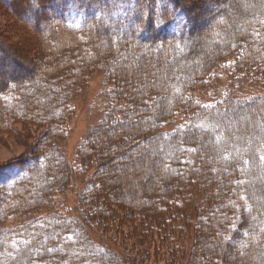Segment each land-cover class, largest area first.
I'll list each match as a JSON object with an SVG mask.
<instances>
[{"label":"trees","instance_id":"1","mask_svg":"<svg viewBox=\"0 0 264 264\" xmlns=\"http://www.w3.org/2000/svg\"><path fill=\"white\" fill-rule=\"evenodd\" d=\"M0 1L12 8L15 16L24 21L27 18L29 26L34 18L33 9L37 10V6L42 5V10L47 13H44L42 20L49 23L51 18L54 26L49 34H44L46 38L55 36L56 29L76 35V42L70 40L71 50L62 53L64 58H60L61 65L74 74L71 88L80 91L90 81L92 74L96 71L103 72L106 76L100 94L105 96L104 103L107 105L106 118L100 121L93 135L87 137L79 147L78 158L82 165L77 172L68 165V159L58 148L59 140L66 136L65 122L68 120L71 104L68 97L71 96L72 89L70 88L64 98L62 86H57V96L52 99L54 105L47 99L44 101L45 105L39 107V101L34 106V101L30 99V102L27 100L28 105L22 107L16 100L23 110L20 117L17 112L12 113L4 96L11 89H18L26 77L13 75L8 78V83L0 87V105L11 112H4L5 118L26 119L30 116L32 121H38L41 126L47 124L50 128L42 132L40 143L35 145V154H27L7 165V168H11V171L8 170L9 177L15 181L10 191L0 196V225L16 214H32L47 195L51 199L52 195L64 192L67 182L78 174L84 181L87 178L83 188L82 200L86 201L84 205L95 206V214L90 212L94 217L90 216L91 220L87 216V220L103 228L122 226L128 221L131 228H134L133 234L137 230L133 225L137 223L142 230L138 234L145 240L141 244L143 253H137L133 257L130 255L128 243L122 241L116 247L99 243L88 236L81 222L70 219L69 226L63 228L61 233H66L77 247L83 246L89 257L99 261L96 264H234L217 256L216 248L219 246L214 245V242L218 238L221 240L220 252L226 249L231 253V248L237 245L242 254L248 257L244 263L264 264V203L259 202V199L264 202V181L257 183L255 180L260 176L264 179V118L259 114V121H253L256 110L264 111V92L245 98H235L233 95L234 85L241 89L248 81L247 83H255L261 87L260 80H264V69H261L264 67V0H253L252 3L249 0L234 2L233 11L242 15L237 27H247L248 31L240 33L233 30L232 35H228L229 38L225 31H220L223 38L218 44L222 50L216 52L215 61L217 63L224 60L225 56H232L234 77L229 83L231 88L229 87L228 94L213 105L195 103L192 94L198 86L204 84L215 61H204L198 70L187 69L184 66L186 62L181 61L190 53L191 57L197 53L194 47L199 42L198 35L206 28L217 27L218 21H215V16H211L204 22L205 29L202 27L198 30L200 15L190 7L187 0H163L166 6H161L158 17L151 15L152 12L145 8L148 0H29L30 2L20 3L19 8L15 4L16 0ZM207 6L214 12L220 8L218 0L216 3H208ZM23 8L26 9L21 11ZM105 12H110L112 19L105 17ZM218 19L226 21L227 17L224 13L218 14L216 20ZM31 27L38 31L40 24L35 22ZM154 30L159 32L160 38L154 36ZM101 39L105 40L103 47ZM141 46L153 47L156 52L149 55L148 65H152L156 59L170 55L171 65L175 66L173 74L176 78L170 80L174 98L161 106L154 105L155 100L159 103L161 101L156 95L158 91H150V96L144 99L142 94L129 86L126 73L137 69L127 61L129 58H142ZM76 53H81V58L87 59L85 69L77 68ZM118 60L123 61L119 67L115 65ZM57 66L55 64L50 68L52 71L56 69V75H59L63 70L60 71ZM69 66L72 68L68 69ZM70 76L72 77L71 74ZM23 95L24 99H28L26 92ZM143 101L148 106L157 108L152 123L144 126L147 130L152 128L147 135L138 134L135 128L137 126L134 127L140 121H134L133 116L138 111H143ZM245 112L254 125L252 123V127H249L243 123V130L239 132V122L235 121ZM179 114H183L180 117L182 120L177 122L175 118ZM119 125H125L126 131L123 132L124 135L128 132L129 137H123V133L119 132L116 134L118 144L104 142L103 134L114 131L112 128ZM98 132L100 137L96 135ZM153 132L156 134L153 135ZM164 140L167 141V146L162 149L165 154L160 153L164 154L160 159L166 176L164 183L160 185L158 182L156 194L152 193L147 200L140 201V204L145 205L140 212L134 213L130 209L120 208L123 201L116 196V190L113 191L110 187L113 178L110 176L108 164L120 162L123 151L119 147L125 142L140 143L143 146L150 141L156 142V145ZM109 148L118 149L115 154L120 157L114 162L110 161L111 156L109 158L105 152ZM202 168H205L203 172ZM91 169L94 171L90 172ZM196 170L202 175L199 180L192 181L191 174ZM186 172L188 177L181 178L182 189H174L178 183L173 185V179L185 176ZM208 175L220 177L217 180L223 185L222 190L214 183L207 182V178H210ZM50 176V182L44 181L40 184L41 180H48L45 178ZM50 183L56 189L50 190ZM38 187L44 193L38 191L33 192L32 196L26 195L30 188ZM18 189L24 194L20 195ZM183 191L184 197L181 198L177 192ZM215 211L219 215H215ZM211 212L214 213L212 220L203 228L202 221L211 218ZM30 227L0 230V264H24L22 261L27 264H53L52 256L57 255L58 251L51 250L50 244L43 246L47 248L46 252L43 249L37 251L33 246L17 244V241L11 244L10 237L20 236V233ZM60 227L53 225L51 235H55ZM38 239L40 237L35 236L34 243L37 244ZM150 250L153 254L148 262L145 259L149 260ZM204 253L208 256V261L205 260Z\"/></svg>","mask_w":264,"mask_h":264},{"label":"rangeland","instance_id":"2","mask_svg":"<svg viewBox=\"0 0 264 264\" xmlns=\"http://www.w3.org/2000/svg\"><path fill=\"white\" fill-rule=\"evenodd\" d=\"M26 1L30 2L29 0H16L15 4L19 8L20 3L22 4ZM187 1L190 2V7L193 8V10L198 15H200L201 26L198 25V30H201L202 27L204 28V22L208 21L211 16H215V21H218L217 27H212L211 29L204 28L205 30L201 31V33L198 35L197 39L199 42L194 47V50L197 51V53L193 55V57L190 56V53L185 57L186 59L183 58L181 61L186 62L184 66L187 67V69L198 70V67H200L204 61L208 59H213L211 61H215V59H217L216 52L222 50L220 48L221 46H219L220 44H218L223 38V36L220 34V31H225L227 33L226 35L228 36L232 35L233 30L235 32L245 33L248 31V28L244 27L243 29V26L240 28L237 27L239 21H241L242 15L239 14L238 11L233 10L234 2L240 0H218V6L220 8L217 12H214V10L210 9V6H207L208 3H216L217 0ZM252 2L253 0H249V3ZM164 5L166 6L163 0H148L145 3V8L152 12L151 15L158 17L161 11V6ZM239 6L240 5H238V7ZM37 7V10L32 8V14L34 18L33 21H30L31 25L29 26V20L27 18L24 21L19 18V16H15V11L7 6L4 1H0V87L5 85V83H8V78L10 76L17 75L18 77H26L24 81L21 82L18 89L15 90L13 88L6 94V96H4L8 102L7 104L11 106L12 113L17 112V114L23 113L21 106H27L30 99L34 101V106H36L39 101V107L40 105H45L44 101H47V99L50 100L48 101L50 104L54 105L55 102H53L52 99L57 96L55 93L57 86L60 88L62 86V96L64 98L67 96L66 94H68V92L72 89V94L68 97L69 100H71V104L69 106L70 114L68 115V120L65 122L66 136L59 140L58 148L68 159V165L70 167H74L77 172H79L81 169L80 166L82 165L80 159L78 158V152L80 151L79 147L83 144L87 137H91L93 135L96 129L95 127L101 123L100 121L106 118L105 111L107 105L104 103L105 96L100 94L104 86V76L106 75L103 72L96 71L94 74H92L90 81L86 83L82 90L76 91L73 89V87L71 88L74 74H72L73 72L71 73L70 71L66 70L64 68L65 66L61 65L60 58H64V56H61V54L67 52L70 49V40L72 39V41L76 42L77 36L66 33L60 29H56L57 34L55 36L52 35L51 37L46 38V35L44 34H49L48 32L53 29L52 27H54L53 19L50 18L49 23H45L42 20V17H44V13L46 12L42 10V5H38ZM24 9L26 8H23L21 11ZM223 13L224 16L227 17L226 21H221L220 19L216 20L217 15ZM110 14V12H105V17L112 19ZM35 22L40 24L38 31L32 30L34 28L31 26H33ZM153 34L158 38L161 36L157 30H154ZM212 34H214L213 37ZM229 37L230 36H228V38ZM101 40L103 47L105 40ZM137 42L145 41L137 40ZM141 47L142 48L140 49L143 52L142 58H140L141 56L139 58L136 57L134 60L129 58V61H127L137 69L136 71L134 70L133 72L126 73V76L129 80V86H131L133 90H137L138 94H142L144 99L148 97L150 91L151 93H155L152 92L154 90L158 91L156 92V95L161 98V101L159 103L155 100L154 105L161 106L174 98V93H172L173 91L170 86V80L176 78V76L173 74V69L175 66L174 64L171 65L172 62L170 55H168V57L165 55L164 57L160 58V60L156 59L152 65H148L149 60L147 59L149 58V55H154L156 52L153 47ZM72 53L75 54L74 52ZM75 56L78 63L77 68L79 70L85 69L87 59L81 58V53ZM121 60H118V63L116 62L117 64L115 63V65L118 67L121 66L123 64V61ZM84 63L85 65H83ZM55 64L56 66L58 65L57 67H59V70L61 69L60 71L63 70L62 72H59V75H56L58 74L56 73V69L52 71L50 68V66H55ZM233 64L234 61L232 60V56H225L224 60L221 59L217 63L216 61L214 62L212 65L213 68L205 77L206 80L204 81V84L198 86L192 94L195 103L200 102L201 105H213L228 94L229 89L231 88L229 83L234 77L232 74ZM81 65L83 67H81ZM70 68L72 67L69 66L68 69ZM261 69H264V67ZM69 74H71L72 77H69ZM247 82H245L246 84L241 89H238L239 86L234 85L233 95L235 98H245L246 96L257 95L264 92L263 79L260 80L261 87L258 84H250ZM25 92L29 95L28 99L23 98V94ZM16 100L20 102L21 106L16 102ZM142 104L143 105L141 108L143 111H138V114L133 116L134 121L137 120V123L140 121L139 125L135 123L136 125H134V127L137 126L135 128H137L138 134L147 135L150 134L152 128L147 130V128L144 126H146V124L152 123L151 120L154 114L157 112V108L155 106H148L144 101ZM1 106L2 105H0V196L10 191L15 181L13 179L11 180L9 177L11 168H7V165L10 164L12 160L20 159L27 154H35V145L40 143L39 140L42 137V132L48 128L47 124L41 126L39 125L38 121H32V119L29 118L30 116L27 118L25 117L26 119H17L13 117L10 119L5 118L4 112L10 114L11 112L6 111ZM17 106L20 107L17 108ZM259 114L264 118V111L262 112L260 110H256L253 113L254 120H252L255 122L259 121ZM182 115L183 114H179L175 120L177 122L178 120H182V118H180ZM248 118V114L245 112L236 119L235 122H239V132H242L243 130V123H246L249 127H252V123L254 125V122ZM125 128V125H119L112 128L114 131H109L106 133V135L103 134L104 142L108 141L109 144H118L116 134H119V132L123 133V137L128 138V132H126V135H124V132L126 131ZM154 134H156V132H153V135ZM96 135L97 137L101 136L100 132H98ZM114 137L115 141H113ZM247 142L249 141L247 140ZM155 143L156 142L150 141L149 144L142 146L140 143L134 144V142H125L121 147H119L122 148L120 151H123L121 156L123 158L120 159V162L116 164L111 162L108 164V167H110V176L113 178L110 187L113 188V191L116 190V196L118 199L123 201V206L120 208H124L125 210L130 209V211L134 213L140 212L145 208V205L143 203L140 204V201L147 200V197L152 193L156 194V184L158 182L160 185L164 183L166 176L163 173L164 170H162V161L160 159L161 157H164L162 155L165 153L162 151V149L167 146V141L164 140L154 145ZM105 152H107L109 158L111 156L110 161L114 162L116 158L120 157L119 155L115 154L118 152V149L113 150L112 148H109L108 151ZM9 169L10 171L8 172ZM204 170L205 168H202V172ZM93 171L94 169H91L90 172ZM200 175H202V173L199 170H196L191 174L190 178L192 181H196L199 180ZM208 176L210 178H207V182L209 181L210 183H214L218 189L220 188L222 190L223 185L217 180L220 177L218 175ZM82 177L85 179L84 176ZM182 177H188V173L186 172L185 176H180L179 178L173 179V185L178 183V186L174 187V189L179 188V191L182 189L180 186L182 184ZM45 179L48 180H41L40 184L44 181L50 182L52 177L50 176V178L48 177ZM86 180L84 181L80 179L78 174L74 175L73 180L71 178V180L67 182V189L64 192H59L56 196H51V199L53 198L52 201L47 195L45 200H42L43 202L40 204V206H38L36 210H33L32 214H28L26 216H20V214H16L11 216L8 218V220L1 223L2 225H0V230L10 231L23 228L26 229V227L31 226L29 230L20 233V236L18 235L16 237L13 235L10 237L11 244L17 241V244H24V246L30 247L33 246V248L37 249V251L43 249L45 252L47 248H43V246L45 244H50L51 250L58 251L57 255L55 254L52 256L54 257L53 264H96L98 261L89 257L87 252L83 250V246L77 247L73 242H71L66 233H61L63 228L69 226L70 219L72 218L81 222L82 228L85 229V232L88 234V236H91L99 243L115 246L119 242L122 243V241H124L130 245L129 251L131 256L136 257L137 253H143V245L141 244L145 242V240H143L142 235L138 234L142 232V230L140 227H138L139 225H137V223H134L133 225L137 229L133 234L134 228H131V223L128 221H125L124 225L122 226L103 228L101 226H97L95 223H91L86 219L87 216H89V219L94 217L92 213H90L91 211H93V214H95V206H89L88 204L84 205L86 201L83 202L82 200V197L84 198L83 188L86 184ZM255 180L257 183H262V181H264L261 176ZM262 187L264 189L263 185ZM49 188L50 190L56 189L53 186V183H50ZM39 189L41 188H30L26 195L32 196L33 192L38 191L41 194L44 193L43 189ZM186 189L187 184L185 185V190ZM18 190L19 193L21 192L20 195L24 194L21 189ZM183 193L184 191L180 193L177 192V195L180 194V197L183 198ZM43 195L46 196L45 194ZM85 199L88 200L87 198ZM259 202L261 204L264 203L260 199ZM262 209H264V207H262ZM214 213L215 215H219V213L217 214L216 211ZM214 213H209V216H213ZM210 220H212V217L205 218L202 221V227L204 228L205 224L208 225ZM56 224L61 227L55 231V235H51L53 234V225ZM130 233L132 235H129ZM35 236L40 237V239L37 240V244L36 242L34 243ZM197 236L200 237V235ZM201 236L203 237V234H201ZM204 236H206V233ZM195 240H193V242ZM220 241L221 240L219 238L216 239L214 245L217 246L218 244L220 247ZM132 247H134L133 250ZM219 247L216 248L217 256L222 259L224 258V261H229L230 263L232 262L234 264H241L242 262L243 264H246L244 263V260H248L245 259L248 257H245V254H242L240 247L237 245L231 248V253H229L226 249H223L222 252H220ZM48 251H50V249ZM152 254L153 253L150 250L148 257L149 260L145 259V261L149 262L151 260L150 256H152ZM203 255H205V253ZM204 257L206 261L209 260L207 255ZM22 262L27 264L25 261Z\"/></svg>","mask_w":264,"mask_h":264}]
</instances>
